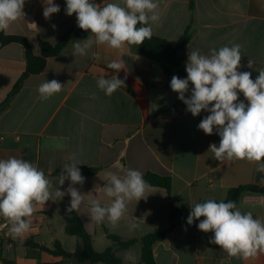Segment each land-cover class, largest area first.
Returning <instances> with one entry per match:
<instances>
[{"label":"crops","instance_id":"0c3cea01","mask_svg":"<svg viewBox=\"0 0 264 264\" xmlns=\"http://www.w3.org/2000/svg\"><path fill=\"white\" fill-rule=\"evenodd\" d=\"M96 3H120L123 0H95ZM60 12L46 20L43 0H26L25 18L13 22L4 32L28 39L36 55L40 54V40L56 44L73 28L76 15L65 13L66 2L54 0ZM191 3L194 4L191 8ZM159 20L152 24L154 34L176 44L190 26L191 39L184 54L199 50L210 54L211 49L232 44L241 45L239 71L264 68V0H159ZM55 25V29L52 27ZM73 42L63 54L47 60L45 70L29 77L7 110L0 117V159L22 158L42 169L54 187L66 190L70 181L59 186L57 178L63 173L72 153L81 161L78 167H95L94 176L85 177L76 185L82 193L107 203L99 191L107 182L105 174L123 175L122 169L139 170L145 176L155 173L171 177L170 193L162 188L149 187L147 198L128 204V212L116 225L105 218L96 223L87 215V198L77 212L86 230L93 237V247L104 252L112 246L106 230L123 241L136 244L119 253V264H143L141 239L150 233L169 227L172 208L189 215L191 206L202 199L226 200L232 188L245 184L264 185V173L256 171L255 163L237 160L221 163L208 151L210 143L220 142L215 129L206 135L198 128L208 112L193 116L186 109L172 111L177 94L167 88L161 64L139 54L133 45L112 49L107 45H93L87 56H73ZM93 52L99 54L97 59ZM122 59L126 69L118 74L125 80L111 96L97 87L103 76L117 73L107 64ZM254 62L248 68V60ZM24 47L19 43H0V104L26 70ZM57 80L64 88L46 101L39 99L41 83ZM239 98L245 100L242 93ZM44 206L37 205L31 217V230L14 238L9 230L0 231V264H73L61 256H54L40 247L27 246L30 240L40 246L53 248L59 242L64 250L75 254L83 249L81 240L66 233L65 211L70 196L55 197ZM238 208L264 220V195L244 194ZM3 217H0V220ZM136 218V219H135ZM5 219V218H4ZM204 218L200 219L203 220ZM135 220L138 225L130 228ZM192 225L179 224L167 238L154 246L157 264H264V253L247 259L230 257L218 245L210 244L212 232ZM127 256L135 260L126 259ZM80 264V263H79ZM103 264V263H99Z\"/></svg>","mask_w":264,"mask_h":264},{"label":"clouds","instance_id":"9594fccd","mask_svg":"<svg viewBox=\"0 0 264 264\" xmlns=\"http://www.w3.org/2000/svg\"><path fill=\"white\" fill-rule=\"evenodd\" d=\"M26 0H0V31L25 18ZM43 17L48 20L60 12V6L54 0H43ZM159 0H123L120 3H96L95 0H66L65 13L76 15L77 26L90 35L85 40L73 41V56H87L93 45H107L112 49H121L127 45L139 46L150 40L153 35L152 24L159 20ZM140 25L139 27H137ZM55 29V25H52ZM92 55L99 58V54ZM241 45L222 46L211 49L203 55L199 50L188 53L186 78L173 75L170 88L178 94V99L186 105V111L194 117L202 111L208 112L198 128L206 135H212L214 129L220 142L210 143L208 151L221 163L246 160L255 163L256 171L264 173V68L255 69L258 76L252 79L250 71H239L242 60ZM254 62L248 60V68ZM117 75L111 78L101 76L97 87L107 96H111L125 80L118 74L126 69L125 62L112 60L107 64ZM192 85L190 96L189 85ZM64 85L53 79L38 87L39 99L46 101L62 91ZM242 93L247 104L239 100ZM63 165V173L56 181L63 186L70 181L66 190L54 187L44 171L34 163L22 158L8 157L0 159V217L10 224L9 232L16 238L31 230V217L37 205L44 206L55 197L62 199L70 196L66 214L80 212L87 198V215L91 221L100 223L107 218L116 225L128 212V204L133 200L145 199L150 187L143 173L135 169H122L123 175L113 172L105 174L106 183L99 191L108 199L102 204L100 198L82 193L76 185H83L85 177L78 165L83 164L76 153L68 157ZM264 183V176L261 178ZM203 217V220L200 218ZM136 219V218H135ZM200 220L197 225L202 232H212L210 244L218 245L230 257L247 259L264 253V220L254 218L251 212H242L235 201L208 199L191 206L187 224ZM130 228L138 225L133 220ZM126 259L135 260L133 256Z\"/></svg>","mask_w":264,"mask_h":264},{"label":"trees","instance_id":"16d2710c","mask_svg":"<svg viewBox=\"0 0 264 264\" xmlns=\"http://www.w3.org/2000/svg\"><path fill=\"white\" fill-rule=\"evenodd\" d=\"M66 2V0H64ZM194 4L191 3V8ZM138 25L137 27H139ZM153 31V30H152ZM90 35V30L85 31L79 27L73 28L65 33L56 44L40 40L39 48L40 54L36 55L33 51V48L27 38L19 35H7L4 32H0V43L2 45H7L11 43H19L24 47L25 50V59H26V70L14 85L12 91L9 93L7 98L0 104V117L7 110L9 105L15 96L19 93L23 87L25 81L34 75L42 73L46 66L47 60L52 57L60 56L65 52V50L70 46L73 41L76 40H85ZM191 39L190 26L186 29L182 38L176 43L172 44L169 41L157 37L154 32L150 40H145L143 44L136 46L133 45L136 51L147 59L161 64L163 68L164 75L167 79V88H170V81L173 75H176L180 78H186V62L187 55L184 54V49L188 42ZM172 91V90H171ZM191 84L189 85V92L186 93V98L190 96ZM176 93V92H175ZM177 94V93H176ZM240 101H242L239 98ZM186 109V105L178 99L171 108L172 111H180ZM81 173L84 177L94 176L99 169L95 167H79ZM145 181L154 188H162L167 193H170L172 180L168 176H160L155 173H147L144 176ZM244 194H253V195H264V185H253L245 184L236 188H232L229 191L227 201H235L237 207L239 206L241 197ZM208 199H202L198 203H203ZM219 202V201H217ZM187 217L177 208H172L169 216V227L164 230H159L150 234L145 235L141 239L142 243V263L143 264H157L154 256V246L164 241L167 236L172 233L175 227L179 224H187ZM66 233L72 236H76L81 240L83 249L80 252L73 254L80 264H119L121 259L119 253L123 250H127L136 244L137 240L123 241L117 235L111 234L106 230L108 238L112 241V246L107 248L104 252H97L93 247V237L86 230L82 218L77 212L71 214H66ZM201 217L200 219H202ZM199 221V220H196ZM27 246L31 247H40L43 251L50 253L54 256H61L66 260H70L69 254L66 250L63 249L59 242H56L53 245V248H48L40 246L39 244L33 243L28 240L25 243ZM5 264H13L12 262L3 260Z\"/></svg>","mask_w":264,"mask_h":264},{"label":"built area","instance_id":"2783aa9c","mask_svg":"<svg viewBox=\"0 0 264 264\" xmlns=\"http://www.w3.org/2000/svg\"><path fill=\"white\" fill-rule=\"evenodd\" d=\"M10 224L8 223V221L4 218H2L0 220V231L1 232H6L7 230H9Z\"/></svg>","mask_w":264,"mask_h":264},{"label":"water","instance_id":"95a60500","mask_svg":"<svg viewBox=\"0 0 264 264\" xmlns=\"http://www.w3.org/2000/svg\"><path fill=\"white\" fill-rule=\"evenodd\" d=\"M69 258H71L73 264H79V261L72 254H69Z\"/></svg>","mask_w":264,"mask_h":264},{"label":"rangeland","instance_id":"374dc122","mask_svg":"<svg viewBox=\"0 0 264 264\" xmlns=\"http://www.w3.org/2000/svg\"><path fill=\"white\" fill-rule=\"evenodd\" d=\"M193 86L191 85V88H192Z\"/></svg>","mask_w":264,"mask_h":264}]
</instances>
